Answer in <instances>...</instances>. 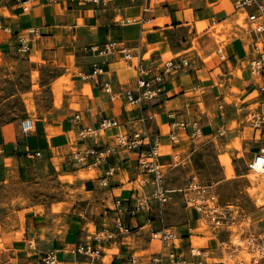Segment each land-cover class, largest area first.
Instances as JSON below:
<instances>
[{
    "label": "crops",
    "instance_id": "1",
    "mask_svg": "<svg viewBox=\"0 0 264 264\" xmlns=\"http://www.w3.org/2000/svg\"><path fill=\"white\" fill-rule=\"evenodd\" d=\"M238 1L106 0L95 4L83 0H0V16L5 27H0V56L5 60L27 61L32 66L34 62L30 61V55L33 49L46 63L65 58L70 51L81 56L78 75L74 77L76 91L65 95L63 111L51 123L33 120L34 128L28 133H23L20 127L23 117L0 123V189L12 175L39 181L53 175L74 174L80 169H94L92 177H76L73 182L90 189L89 197L88 194L81 195L89 199L93 210L72 209L67 205L70 200L65 193L51 200L43 212L33 209L25 214L23 237L10 244L4 243L0 264H45L41 258L53 248L57 249L54 264H122L131 256L136 259L133 264L167 263L168 258H160V249L152 243L151 231L175 226L166 225L163 219L157 220L159 215L151 209H137L133 214L126 211L121 215L123 222L130 227L128 233L111 240L94 238L100 230L116 229L117 214L113 210L116 199L127 200L129 207H133L143 202L147 193L151 194L150 183H138L141 177L137 165L138 151L119 148L101 165L86 166L72 161V151L68 150L69 134L75 139L79 124L97 126L105 117L115 119L118 125L107 128L97 137L96 142L102 145L112 144L117 131L131 133L142 129L151 139H158L159 161L165 166V176L168 171L185 165L196 149L214 138L220 137L224 144L230 142L239 130L229 129L228 124L234 120L241 123L248 109L256 104L253 96L258 94L259 80L251 76L246 78L247 67L243 66L247 42L252 47L251 31L245 33L246 41L227 33L231 39L223 49L226 55L213 65H209L206 58L220 54L222 43L215 35V26L233 21L242 11L237 6ZM144 7H148L147 11ZM140 17L150 22L131 20ZM220 33L217 32V36ZM24 38L28 50L22 49ZM111 40L116 41L118 48L139 52L144 57L148 54L144 67L152 68L155 73L165 58L185 57L188 64L163 73L159 99L143 101L139 107L132 106L125 92L135 86V73L126 66L120 49L106 55L91 50L93 45ZM96 61L102 68L100 73H93ZM237 69L243 74L236 75ZM84 84L89 85L90 94L83 98ZM235 87L238 93L231 90ZM76 113L81 117L78 121L74 120ZM55 120L59 125L55 126ZM180 121H185L187 127H176L175 122ZM193 121L199 123L198 133H194ZM48 125L52 129L61 128L60 132L51 135ZM242 127L247 126L242 124ZM220 130L223 134L219 133ZM249 130L252 139L253 131ZM171 133H176L174 138ZM183 137L187 138V148L173 151L175 140ZM252 141L253 145L249 144L251 158L264 144V137ZM87 143L94 141L82 143L75 140L70 145L81 149ZM244 146H248V141ZM232 152L238 154L237 149ZM109 166H113L114 171L105 177L104 184L101 179ZM166 186L169 187L167 183ZM180 186L183 185L169 188ZM58 203H62L60 210L53 211L52 206ZM152 203L157 205L155 201ZM22 210L18 208L16 211ZM7 217V211L0 208V237L11 232ZM154 217L156 220L151 219ZM89 223L94 224L93 230L89 229ZM189 228L191 230L187 224ZM176 231L180 235L177 253L185 259L184 264H193L195 258L189 254L190 245H194L191 231L186 233L180 228ZM79 242L91 243L103 253L98 258H91L72 251L71 248ZM201 246L209 252L204 264H213L214 257L224 255V249L215 241ZM170 247L169 244L163 245V251L167 253ZM111 249L116 250L109 252Z\"/></svg>",
    "mask_w": 264,
    "mask_h": 264
},
{
    "label": "rangeland",
    "instance_id": "2",
    "mask_svg": "<svg viewBox=\"0 0 264 264\" xmlns=\"http://www.w3.org/2000/svg\"><path fill=\"white\" fill-rule=\"evenodd\" d=\"M220 26L218 33H221L217 38L222 43L221 52L218 55L213 54L206 58L209 65H213L222 56L226 55L223 49L228 45L229 39H231L227 33L230 32L232 33L231 35L243 38L246 41L245 33L251 31L253 23L247 20V13L242 10L237 13L232 22H225ZM234 29L235 31H233ZM251 35L253 36L252 31ZM247 45V54L243 61V66L247 67L246 78L251 76L248 62L254 53L250 43L247 42ZM32 48H34L33 43ZM79 60L81 61V56H77L73 51H70L67 57L57 59L53 63H46L43 59H39L36 56L34 49L30 55V61L38 64L35 65L33 63L32 66L27 61L5 60L0 56V123L15 117H30L34 121L44 120L47 124L51 123L53 119L60 115V112L62 113L65 95L76 91L74 77L78 75L79 68L77 65ZM235 74L240 76L243 72L237 69ZM55 85H61L58 92L53 89ZM84 86L81 90L83 98L87 95ZM231 90L235 93L239 92L236 87ZM59 93L61 96L59 103H57L56 97ZM243 119L244 117H242ZM242 124L245 123L235 120L228 124L229 129L237 128L239 130L238 135L234 136L230 142L224 144L220 137L214 138L213 141H209L196 149L189 156V160L185 165L168 171L167 176H165L167 185L171 187L184 185L192 173H197L205 183L213 185L222 203L235 204L242 211L241 216L234 223L214 227L209 222L200 219L196 212L191 210L192 213L188 212L189 209L185 208L181 195L177 193H173L171 200L164 206H159L157 203L155 206V203H152L154 201H152L151 194L147 193L148 206L145 209H151L150 211L159 215L157 220L163 219L162 221L166 225L175 226L177 230L179 228L183 229L186 233L191 231L195 245H203L209 243V241H215L216 245L228 248L233 243H240L244 249L239 255L249 260L251 254L245 251L247 244L246 235L250 231L260 237L264 236V202H256L255 197L260 191L255 195H251L248 191V189L254 187L248 177L254 171L248 170L246 166V163L251 159L250 145H253L251 143L253 138L250 139V128L242 127ZM56 125L59 124L55 120ZM48 129L50 134H52V130L58 133L61 128L55 127L52 129L48 125ZM70 135L72 134H69L71 144L77 140V134H74L75 139L70 137ZM245 141H248V146L246 147L244 146ZM70 144H68V150L74 151L77 149V147H72ZM187 145L186 137L176 139L173 151H183L187 148ZM233 149H237L238 154L233 153ZM81 173L84 175H80ZM228 173H232V175L228 177ZM93 175L94 169L90 168L80 169L74 174L68 173L44 177L39 179V181L24 180L19 175L10 176L6 185L0 189V202L3 203L0 208L3 211H7V222L11 229V232L0 237V254L4 251V243L10 244L12 241L20 240L23 237L25 214L31 213L33 209L38 213L43 212L51 200L62 197L64 193L70 200L67 205H71L72 209L78 211V209L87 208L88 210L92 208L93 210L94 207H91L89 199L86 197L82 198L83 194H88V197L91 195L90 189L85 185L79 186L73 183L76 177L87 178ZM34 204L38 206L35 208L30 207ZM61 206L62 203L54 204L52 209L53 211H59ZM163 207L164 209H162ZM18 208H23V210L17 212ZM151 219L156 220V217ZM187 224L191 226L190 231L187 229ZM18 226H21V228L17 229ZM88 226L90 230L94 229L93 223H89ZM177 235H179L178 232ZM114 250L116 249H111L109 252ZM236 257H214L212 262L213 264H223L222 261H224V264H235ZM256 264H264V255Z\"/></svg>",
    "mask_w": 264,
    "mask_h": 264
},
{
    "label": "built area",
    "instance_id": "3",
    "mask_svg": "<svg viewBox=\"0 0 264 264\" xmlns=\"http://www.w3.org/2000/svg\"><path fill=\"white\" fill-rule=\"evenodd\" d=\"M92 3H105L106 0H83ZM237 6L247 13V20L253 23L251 31L252 36V49L253 56L250 57L248 66L251 71V78L258 79V94L253 97L256 104L251 106L246 112L243 122L253 131V139L260 140L264 137V0H240ZM148 7H144L147 11ZM139 22H150L149 19L132 18ZM0 27L2 25V18L0 16ZM23 50H28L27 40L21 42ZM120 49L123 61L126 66L131 68L135 73L136 84L132 89L125 92L126 98L130 105L141 106L143 101L159 99L160 92L163 89L162 77L163 73L172 70L181 69L188 64L185 57L174 58L169 57L161 61L157 73L153 72L152 68L144 67V55L139 52L134 53L125 48H118L116 41H106L102 45H93L91 50L100 55H106L112 51ZM93 73H100L102 68L98 61L93 63ZM262 77V78H261ZM261 78V79H260ZM262 96V97H261ZM261 97V98H260ZM81 119L80 114L74 115V120ZM118 123L115 119L105 117L99 121L97 126H87L79 124L76 134L79 142L85 143L93 140L92 144H85L81 149H75L71 152V159L75 163L83 164L86 166L95 167L106 162L107 158L118 151L119 148L131 151H138L137 165L141 169V177L138 179L139 185L147 183L151 184V197L159 206H164L171 200V195L177 193L181 195L186 209L196 212L200 219L209 222L214 227L220 225L234 223L235 220L241 216L242 211L235 204L222 203L219 200L218 194L210 183H205L200 179L197 173H192L187 182L177 188H169L166 186L165 181V166L159 161V147L158 139H151L148 132L142 129H136L131 133L126 131H117L113 135L114 142L108 145H102L96 142L97 137L103 133L104 130L110 127L117 126ZM176 127L186 128L185 121L175 122ZM194 133H198L200 127L197 121L192 122ZM20 127L23 133H28L34 128V121L30 117H24L20 121ZM223 134V130L219 131ZM176 133H171L174 138ZM38 154V152H37ZM248 170L255 169V166L261 167L264 170V144L259 146L253 153L252 158L246 163ZM113 166H109L104 170V176L101 179L102 183L105 182V177L113 174ZM127 200L118 198L114 201V209L117 217L115 221V230H100L95 234V240H111L116 239L122 233H128L130 227L123 222L121 215L128 211L135 213L137 209H142L148 206V198L143 202L138 203L133 207H129L126 203ZM244 220V219H243ZM247 223L249 221L245 219ZM190 231V228H189ZM180 235L174 228L163 226L157 230L151 231L152 243L159 248L160 258L167 257V263L161 264H184L185 259L182 255L177 253V239ZM247 244L246 252L251 254L249 260L241 257L239 254L243 251V246L240 243H233L230 247H222L224 249V256L228 258H235V264H256L264 255V236L260 237L254 232H248L246 235ZM169 244L170 249L167 253L163 251V245ZM72 251L83 253L91 258H98L103 253L101 248L93 246L91 243L79 242L75 244ZM57 249H50L44 253L41 260L45 264H54L56 262ZM189 254L195 258L193 264H204L209 252L206 247L201 245L191 244L189 247ZM135 257L131 256L128 262L122 264L135 263ZM248 262V263H247ZM224 264V261H222Z\"/></svg>",
    "mask_w": 264,
    "mask_h": 264
},
{
    "label": "bare ground",
    "instance_id": "4",
    "mask_svg": "<svg viewBox=\"0 0 264 264\" xmlns=\"http://www.w3.org/2000/svg\"><path fill=\"white\" fill-rule=\"evenodd\" d=\"M221 24H218V25H216L215 26V29H216V32H215V35H216V37H218L217 36V32L218 31H220V26ZM56 84V83H55ZM35 87H36V85H35ZM60 87H61V85L60 86H57V85H55V86H53V89L56 91V92H58V90L60 89ZM71 87V86H70ZM85 87V91L87 92V93H89L90 94V87H89V85L87 84L86 86H84ZM60 93L58 94V96L56 97V102L57 103H59V101H60ZM57 106H59V105H57ZM56 131H54V130H52V134L51 135H54V133H55ZM59 135V134H58ZM56 136V135H55ZM251 171H254V173H251V174H249L248 175V177H249V179H250V181L253 183V185H254V187L253 188H250V189H248V191L251 193V195H255L256 193H258L259 191V193L256 195V202L257 203H262V202H264V170H263V168H261V167H258V166H255V169H253V170H251ZM80 175H84L83 173H81ZM230 175H232V173H228L227 174V176L229 177ZM65 178V177H64ZM256 184H258V185H256ZM256 185V186H255ZM201 226V225H200ZM199 228H201V227H199ZM192 229H194V228H192ZM198 229V228H197ZM208 234V233H207ZM207 237H209V236H207ZM236 238V237H235ZM107 259V257L106 258H104V260H106ZM233 263V262H232Z\"/></svg>",
    "mask_w": 264,
    "mask_h": 264
}]
</instances>
